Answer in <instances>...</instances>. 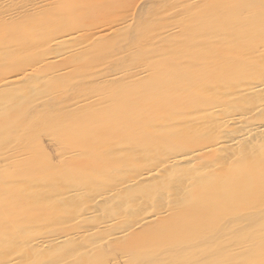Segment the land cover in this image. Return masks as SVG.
<instances>
[{
	"label": "bare ground",
	"instance_id": "1",
	"mask_svg": "<svg viewBox=\"0 0 264 264\" xmlns=\"http://www.w3.org/2000/svg\"><path fill=\"white\" fill-rule=\"evenodd\" d=\"M17 1L15 3H17ZM76 1L78 2V0H64L63 3L65 6L68 7L69 5L70 7V5ZM86 1L88 2H79V4H82V7H88L89 10L87 11H90L91 5L96 4V2L100 5L99 7H101V9L103 8V12L108 11L107 7H105V4H102V1L104 0ZM174 1L164 0V5L162 4L161 6L156 3L154 4L156 6L152 7L150 10L148 8L146 14L148 16H145L144 18L139 19L137 21V25L135 27V39L129 45L126 43V45H128L127 48L125 46V49L121 51V53L124 52V58L120 61L119 66L112 70L106 65L109 64L108 56L114 55V53L116 52L115 50H121L122 47H119V49L114 48H116V46L123 41L122 37H124V35L128 32V30L126 31V25H123V23L128 19L126 20L125 18H123V20H121L120 22H115V18L113 22L106 23V21L104 22V20H106V18L104 17L106 14H103L101 12L98 14L97 17H93L97 19V23H95V21L90 23L85 22L84 18L81 21L79 20V22L76 20L72 25H70L72 26L71 31H68L66 33L63 32L60 34L53 35L51 34L53 32H51L49 34H42V36L39 37L40 39H36L35 36L32 35L34 34V32L32 34L28 33V35L25 36V38L29 39V41H39L41 39H44L46 35L48 36V41L46 42L47 45L45 48L46 50L44 49L45 53L42 52L44 54H42L43 56H45V54L48 55L52 53L53 49L56 50V47H58L59 49L65 47L64 49L59 50L60 55L58 56V58L53 56L54 52L47 57L41 56V58H39L38 55H32L31 57L28 56L24 58H10L9 56L11 55H9L8 57L10 59L7 58L9 59V61L2 62L3 59L0 56V112L2 111V114L0 115V127H2L5 131V134L0 135V152L3 153L6 149V158L7 160H11L10 162L6 163V166L0 169L3 174H7L8 170L16 169L18 172H20V174H22V176L23 174L27 177L37 176L35 175V171L38 170V165H36V162H34L32 158H29L28 154L30 155V153L24 147V145H19L15 141L17 140L18 136L24 137L23 135L27 128L29 130H32L34 128L32 123L31 125H29V127H27L26 124L35 119H28L25 122L26 124H24V122L19 120H25L22 119L25 118V116L19 120L18 117L20 115V108H24L23 105H26V108L31 107V104L35 103L37 99L46 97L49 94H31L30 91H37L39 88L42 87H56L55 90L49 91H77L74 94L71 93L69 96H67V94H64L63 97H57V100L59 99V102L55 100L57 101L55 103H57V106L59 103L60 108H57L55 111H48V113H45L41 116L42 120L47 119L46 122L52 125L53 135L60 138V141H62L63 145H65L62 150L69 154L71 150H75L74 152L76 153L77 150L79 151L81 149V154L85 152L84 157H87L86 153L94 152L95 163L98 160H105V164L99 166L97 164V170L99 169L100 172V174L99 172L98 174L102 176L105 173V176L103 175L101 179L97 180L94 178H90L88 175H81L73 176V178L76 179L73 181L70 175L69 178L71 179V181L70 179H67V182L68 180L70 181V186L67 188L65 187L67 183L58 180V178L56 177L57 175L47 177L44 181L42 178V183L38 185L34 184L33 186L28 185L29 187L27 188H22L20 181L23 182V179L20 174L13 176L11 179V184L18 185L19 183V185H21L19 188H22L21 191L24 190L25 192L26 190V192L24 197L20 196V199L17 198L16 200H11L3 198L0 201V246L3 247V250H1L2 248L0 247V264H33L32 260H30V257L33 255H38V258H36L38 259V261L35 262V264H52V261L49 258V254H51L50 252L54 247L64 242L79 244V241L83 236L80 230L73 231L74 229H76V227H74V229L70 232H66L57 236H52L48 235V233L43 234V232L37 227H32L30 230L28 226L22 225L21 222L20 225H22V227H18L22 229L21 232H32L33 230V233L35 234L29 235L30 233H28V235L25 234L24 236H20L23 235V233H21L19 235H13L10 232L11 230H13V228L14 231H16L15 228H17L15 226V224L17 225V223H13V218L15 216L12 218L8 215L7 217L6 211H10L13 209V211L10 212H14L18 210V207H20V205H22L24 202H36L38 204H44V202H47V204L50 203L55 205L53 203L55 201V206L63 207H75L79 205L78 202H86L84 203V209L81 212L80 209L82 208L78 210V213L76 215L67 217L66 222L67 224H69L73 220L78 218V216H81L80 219L82 220H88L89 217L95 215V213H97L102 208V206L110 200L112 201V203L110 205L109 211L114 212V214L115 212L117 214L120 211V207H123L121 205L131 204L135 210L141 209L143 203L146 205V203L142 199L144 198L145 201H149L151 202V205L153 204L155 206L154 209L156 211H154L155 213L151 214L150 216L148 215L147 218H145L147 221H150L149 229H145L144 233H141L137 230L138 233L135 232L134 237L132 235V245H138L141 242V238H143L142 241L146 239L147 241H153V243H157V239L160 241H164L163 239L173 236V234H175L176 236L194 235L195 233H197L198 230L202 229L203 226L209 224V222H211L215 216L218 219V217L223 214V212H221L222 208L226 210L228 205L232 204L231 202H237L239 204V192L241 190H244L245 187H242L240 188V190H237V186L241 183H246L244 178L245 175L243 174L244 176L240 177L236 173L232 172L238 166L246 167L248 165L247 163H249H246V161L248 159L250 160V158L249 156H246L243 153L241 155H232L231 153H233V150L231 151L229 149V145L233 144L235 146L236 144H245L251 141V138H255L256 136H258V134L262 132L263 128L260 125L258 126V124L256 123L244 125L246 121V116L244 113L238 110V112L228 113H221L219 112L220 110L216 111L217 109L215 108L220 106V104L217 102L222 99V95H225L224 92L221 93L219 91L220 95L217 97L214 94L215 91H210V94L212 95H209L205 92V90H197V85H195V90L192 88L193 85H190V81L192 82L194 80L193 82L195 83V80L197 79L202 80V71L205 72L206 75L207 73L210 75L212 74V78L216 80L220 72L218 70V61L220 59L217 61L215 57H212L215 51H213L212 53L210 49L205 50L204 55L203 53L201 54L203 56H201L200 54H192L190 49L192 48V45L188 44V33H190V28L193 27L194 23H190L188 17L187 19L189 21H183V19L178 20V22H176L174 19V21H172L171 18L172 15L174 16V14L171 15V12H174L172 10L174 9V6L177 5H175ZM198 1L207 2V0H182V3L179 2L178 4L181 7V14L189 13L191 4H194ZM23 2L24 4L20 5L22 4L20 3L19 7L17 6L8 11H0L1 29H4V27L2 26L6 25V22L11 21L12 19H22L26 16L37 17V14H41L43 10L46 11L49 4H51L50 0H24ZM214 2H216V0ZM2 3H4V1H2ZM61 4L62 2L60 3V6H57L60 7V9L52 11L54 15L57 13H62L66 18V14H71L75 16L79 14L80 10L82 14L89 15V13H84V11H86L85 9L78 10L77 7L80 6L74 7V9L71 11L63 9ZM9 6L11 7V5ZM127 6L128 2L121 4L119 8H121L120 10L125 11ZM1 7H5V5ZM57 7H54L52 9H56ZM112 8L113 7H111L110 9ZM206 8H208L207 11H205L207 13L209 10H214L216 14L218 13L217 17L221 14H219V12H221L223 9L221 4L212 3L211 0L209 3L206 4ZM234 8L236 10V7ZM104 9L106 10L104 11ZM44 11L43 13L45 14ZM169 12L171 17L168 16ZM205 12H203L204 14L202 13L204 17L206 15ZM202 15H199V17H202ZM234 15L235 14H233L232 16L234 17ZM44 17L45 16H43V18ZM182 17L180 16V18ZM43 18L41 19L44 20ZM230 18L232 17L230 16ZM89 19L92 18H88V20ZM119 19H122V17ZM206 19L208 18L206 17L203 20L200 19V21H204ZM212 19L214 20V18ZM222 19L224 20L223 22L227 21L225 20V18ZM240 21H238V23ZM71 22L69 24H71ZM29 23L31 24V22ZM204 23H206V21L201 23V25H203ZM211 23L213 24L212 20ZM221 23L216 24V26L220 25L219 28H221ZM88 24H92L93 26L87 27ZM228 25L229 24L227 23L226 27H228ZM176 26H179V28H181L180 36L176 35ZM223 26L225 27V25ZM31 27H33V25ZM219 28L217 29L219 30ZM206 30L205 32H208ZM208 30H211V28ZM228 31L232 33L230 29H228L227 32ZM212 32H215V30ZM74 34H77V37H72V35ZM88 34L93 36V39L88 45H84L83 42L87 39L84 40L83 38L86 37V35ZM192 37L194 39L193 35ZM201 37H203V35ZM81 39H83L84 41ZM178 40H184L185 44H181L182 41ZM74 41H77V43L71 44ZM10 43L14 44L12 43V41H10ZM116 43L118 44L114 46ZM11 44L8 46L10 47ZM199 44L202 50L203 48H207L203 44V42H200ZM29 45L28 43H26L24 45L25 47L23 50H25V48H31ZM40 46L42 47V44ZM212 46L215 47L216 45L211 44V47ZM36 47L38 48V46ZM218 47L221 49L222 46L219 45L217 46V48ZM9 49H7V53L5 52L6 54H8ZM16 52H18V48ZM52 59L58 60L56 62L49 61ZM195 65L197 66L196 68ZM97 66L99 67L96 70H92V67L95 68ZM221 67L219 69L223 68ZM197 70H199L200 73H198ZM222 73L223 72H221V74ZM206 75H204V77ZM44 77H46L48 80L43 81L42 78ZM193 82L192 84H194ZM66 85H69L70 88L65 89ZM251 88L253 89L250 90L253 91H248L247 94H249V92H258L259 90H261V93L262 91H264V88L261 83H256ZM243 91H234V93L239 94V92L241 93ZM30 95L31 98L34 97L36 99L28 100V98H30ZM226 95L229 96V94ZM200 96L201 98L197 99ZM212 102L214 103L212 104ZM38 104H40V102L37 103V106ZM45 105L47 106V103L44 104V106ZM51 107L53 108V106ZM31 108L33 109V107ZM30 109L29 111L31 112ZM24 110L22 109L23 112ZM246 111L248 112V110ZM26 114L28 113L26 112ZM15 118L18 120V124L16 122V125H14L15 123L13 122V124L11 122L12 124L10 125V121H13ZM21 122L22 126H17L19 124L21 125ZM15 129L17 130L15 131ZM151 131L157 132L158 136H156ZM208 134H211V137L213 138L212 140L210 138V142L206 141L207 139H205V137L209 138ZM114 135L124 137L123 141L126 140L127 142H120L121 144H125V150L120 152L126 154L122 157V159L112 157V155H118L120 151L119 147V149H116L115 144L114 146L108 144L105 146L101 144L106 139H110V137ZM13 136L14 139L12 138ZM116 139L117 138H115L114 140L113 138L112 142L114 143ZM119 139L120 138H118L117 141ZM177 146L185 148V150L177 148ZM58 149H60V147H58ZM242 150H245V148H242ZM36 155L38 156V154L35 153V156ZM208 155L212 156L213 158H211L210 156L209 158ZM119 156L121 155L119 154ZM197 159L201 160L199 161ZM206 159H211V161L209 160L210 162H207L208 160L206 161ZM90 162V159L88 161H82V163L89 164L87 170L88 173L91 172L89 171ZM60 164L62 163L60 162ZM106 165L107 170L103 171V168H105ZM43 169L47 170L46 168ZM115 169H121L122 172L116 171L118 172L117 174L121 173L122 175L125 174V176L117 177V174L115 175L113 173H110L113 170L115 171ZM63 172H65V170ZM62 174L64 175L65 173ZM20 177L22 180H20ZM96 177L98 178V176ZM87 182H96L94 183L95 185L91 184L92 186H94L95 189H99L104 185L108 188L103 192L101 191L103 189L102 188L99 193L97 191V193L95 192V194H91V196L85 195V193H87L88 191L91 192L92 190L91 189L87 191V187L90 186ZM3 183H5V181L0 182V184L2 185ZM245 183L244 186L247 185ZM80 192L82 194H80ZM199 196L206 199L204 206L207 207H205V209L203 210L197 209V199ZM243 197H245L244 200L248 199L246 198V193L243 195ZM58 198H60L61 200L59 203H57ZM163 200L168 201V207H165V209H163V205L165 204V201ZM162 201L164 202L163 205ZM107 204H109V202ZM133 211L131 213H133ZM56 212L53 209V212L50 213L48 216L46 215L44 218L54 219L56 216L60 215V213L57 212L56 214ZM76 212L77 210L72 208L71 214H75ZM135 212L136 211H134V213L130 215V213L124 214L122 211H120L118 214L120 216H133ZM205 214H210L211 219L202 220L201 215ZM9 217L12 219H10ZM8 218L10 220H6ZM155 219L158 220L157 223L152 222ZM33 221L34 220H32V222ZM107 222H102L103 224L100 227L107 228ZM11 223H13V228H10L11 226H9ZM34 223H36V221ZM88 228L89 227H87V229ZM111 234L113 237L118 238L123 237L124 235L126 236V234L128 235V231L127 233H125L121 230L113 232ZM160 234V237L156 236ZM152 236H156L157 238H153ZM4 248L6 249L5 251L7 253L4 251ZM11 252H17V255L12 254V256L7 257L6 255L10 254ZM230 252L231 251L228 250L222 254L215 253L216 256L214 262L216 264H228V262L224 260V262L222 263L220 256L228 255L230 254ZM3 253H6V255H2ZM232 253H234V251H232ZM205 255L207 256V254ZM195 256L196 255H194L193 257ZM197 256H199V254ZM36 259H34V261H36ZM209 259H211V257H209ZM207 260H205V262ZM79 262L81 261L78 260L77 264L89 263ZM186 262H188V260H186Z\"/></svg>",
	"mask_w": 264,
	"mask_h": 264
},
{
	"label": "rangeland",
	"instance_id": "2",
	"mask_svg": "<svg viewBox=\"0 0 264 264\" xmlns=\"http://www.w3.org/2000/svg\"><path fill=\"white\" fill-rule=\"evenodd\" d=\"M2 1H4L5 4L2 3ZM2 1H0V3L4 4L5 7H1L4 5L0 4V8H1L0 11H3V10L8 11L10 9H13L17 6L19 7L20 5L24 4V2H23L24 0H21V2H20V0H18V1L12 0L14 2H12L11 0L10 1L2 0ZM16 1H17V3H15ZM50 1H51V4H49L47 9L45 8L46 11L43 10L45 12V14L42 11L41 14L36 15L38 17V20H37V17H35V16H33V17L32 16H26V17H23L22 19H12L11 21L6 22L7 23L6 25L2 26V27H4V29L0 28V45L2 44L0 47V56L3 59L2 62H8L10 58H15V57H21V58L23 57L24 58V57H28V56L31 57L32 55L33 56L38 55L39 58H41V56L47 57V56L51 55L53 52H54L53 56L58 58V56L60 55L59 50L64 49L65 47L60 48V49L58 47H56V50L53 49L52 53H50L48 55L45 54V56H43L44 54L42 52L45 53V50H46L45 48L47 45L46 42L48 41L47 40L48 36L46 35V37L44 39H41L39 41H29V39L25 38V36H27L28 33L32 34L34 32V34H32V35H34L35 38L37 39V38L41 37L42 34H49L51 32H53V33H51L53 35L60 34L63 32L66 33L68 31H71L72 26H70V25H72L76 20L79 22V20L81 21L84 18L85 22L90 23V22L95 21V23H97V21H96L97 19H95L93 17H97L98 14L101 12L103 14H106L104 16L106 18V20H104V22L106 21V23L113 22L115 20V18H116L115 22H117V21L120 22L121 20H123V18H125L126 20L128 19L127 21H125L123 23V25H126V31L128 30V32L124 35V37H122L124 42L122 41L120 44L116 43L114 45V46H116L118 44L116 46V48H114V49H119V47L120 48L122 47L121 50L120 51L115 50L116 52L114 53V55H111V56L107 55L109 64H106V65L112 70L114 68H117L119 66L120 61L124 58V56H123L124 52L121 53V51L125 49V46L127 48V46L130 43H132L133 40L135 39V37H136L135 27L137 25V21L139 19L144 18L145 16L146 17L148 16V15H146L148 8L150 10L152 7L156 6V5H154L156 3H158L159 5L162 6L164 0H159V1H156V0L155 1H153V0H107V2H106V0H104V1H102V4H105V7H107V9H108L107 12H103V8L101 9V7H99L100 5L97 2H96V4L91 5L90 11H87V10H89L88 7H82V4L81 5L79 4V2L80 3L88 2L86 0H78V2L76 1L73 4H71L70 7H69V5H68V7L64 5V3H63L64 0H50ZM178 1L177 0L174 1L175 5L176 4L177 5L174 6V9L172 10L174 12L173 13L171 12V15L174 14V16L172 15L171 19H172V21L175 20L176 22H178V20H181V19H183V21H189L190 20V23H192V24L194 23L193 27L190 28V31H189L190 33H188V44L192 45V48H190L192 54H195V55L200 54L201 55L203 53V55H204L205 50L210 49L212 51V53H213V51H215L213 53L212 57H215L217 59V61L220 59L218 61V64H219L218 70L220 72H219V76L216 78V80H214L212 78L213 77L212 74H211L212 76L208 73L206 75V73L202 71V73H203V79L202 80L197 79V80H195L196 81L195 83L193 82L194 81L193 80L192 82L194 84H192V82L190 81V83H191L190 85L191 86L193 85L192 88L193 89L196 88L195 85H197V88H196L197 90L198 89H200L201 91L205 90V92L209 95H212V94H210V91H215L214 94L217 97L220 95L219 91L221 93L224 92L225 95L224 96L222 95V99L217 102L220 104V106L215 108V109H217L216 111L220 110L219 112H221V113L222 112L228 113V112L240 111V112L244 113L246 116V119H245L246 121H245L244 125L256 123V124H258V126L260 125L263 128L262 132L259 133L258 136H256L255 138H251L252 140L250 139L251 141H249L245 144H236L235 146L233 144H231V145L228 144L230 147L229 149L231 151L233 150L232 151L233 153H231L232 155H236V154L241 155L243 153L246 156H249V158H250V160L248 159L246 161V163L249 162V163H247L249 166L247 164H246L247 165L246 167L238 166L232 172V173H236L240 177L245 175L244 178H245L246 183L245 182L244 183L247 185L244 186V183H241V184H239L240 187H239V185L237 186L238 187L237 190H240V188L245 187L244 190H241L239 192V201L240 202H239V204L237 202H235V203L231 202L232 204L228 205V207H227L228 209L226 208V210L224 208H222L221 212H223V214H221V216L218 215L219 216L218 219L215 216L212 219V221L209 222V224L203 226L202 229L198 230L197 233H195L194 235L176 236L175 234H173V236H170L166 239H163L164 241L166 240L165 242L157 239L156 240L157 243H155V242L153 243V241H147L146 239H144L142 241L143 238H141L140 239L141 242L138 245H135V244L132 245V242H131V240L133 239L132 235L134 237V234H135V232H137V230L141 233L142 232L144 233L145 229H147V228L149 229L150 221H147L145 218H147L148 215L150 216L151 214L155 213L154 211H156L154 209L155 206L153 204L151 205V202L145 201L144 198H142V199L146 203V205L143 203L142 208L138 209V210H135L131 204L130 205H121L123 207L119 206L120 211H122L124 214L130 213V215H132L134 213V211H136L133 216H123V215L120 216L118 214L120 212L119 209H118L119 212L117 214H116V212L114 214V212L109 211L110 205L112 203V201L110 200L111 202L107 201L106 204H104L102 206V208L97 213H95V215H92V217H89L88 220H82V219H80L81 216H78V218H76L75 220H73L69 224H67V222H66L67 217L76 215L80 208H82V209H80V212H81L84 209V203H86V202H82V203L78 202L79 205H77L75 207H72V206L71 207L55 206L56 205L55 201L53 202L55 205L50 204V203L47 204V202H44V204H38L36 202H32V203L31 202L30 203L24 202L22 205H20V207H18V210H16L17 212L16 211L10 212V211H13V209L10 211H6L7 217H8V215L12 218L15 216L13 218V221H14L13 223L14 224L17 223V225L15 224V226L17 227L15 229L18 233L16 231H14L13 223H11L9 225V226H11L10 228H13V230H11V232H10L13 235L14 234L19 235L21 233H23V235H20V236H24L25 234L28 235V233H30L29 235L35 234V233H33V230H32V232L31 231L21 232L22 229H20L18 227H22V225L28 226V228L30 230L32 227H35V228L37 227L39 230H41L43 232V234L48 233V235H52V236H57V235H60V234L66 233V232H70L74 229V227H76V229H74L73 231L80 230V232H82V234L84 236V237L82 236L83 238L81 237V240H80L82 243L80 241H79V244H72L70 242H64V243L54 247L51 250V252H50L51 254H49V258L52 261V264H74V263L77 264L78 260L81 261L79 263L89 262L86 264H216L214 262V259L216 256L215 253H217V254L221 253L222 254L228 250L231 251L230 254L220 256L222 263L224 261H226V262H228V264H233V263L234 264H245V263L246 264H255V263L256 264H264V261H263L264 260V91H262V93H261L260 92L261 90H259L258 92H254V93L249 92V94H247L248 91H253L250 89H253L251 87H253L254 84H256V83H261L263 88H264V74H261V73H264V0H227V2H226V0H216V2H214L215 0H211L212 3H217V4L222 5L223 9L221 12H219V14L220 13L222 14V16H221V14L219 15L220 17L219 16L217 17L218 13L216 14V12L214 10H209L208 13L205 12L208 9V8H206V4L209 3L210 0H207V2L206 1L205 2L198 1V2H196L197 4L196 3L191 4V7L189 9V13H183L182 12L183 14H181V11H180L181 7L178 4L182 0H180L179 2ZM19 2L22 4H20ZM61 2H62L61 5H62L63 9H67V10L72 11L74 9V7L80 6V7H77L78 10L79 9H85L86 11H84V13L85 14L89 13V15L82 14L80 12L81 10L79 11V14H77L75 16H73L71 14H66V18L64 17V14H62V13H57L54 15L52 13V11L60 9V7H57V6H60ZM126 2H128L129 7L127 6L125 11L120 10L121 8H119V6L121 4L126 3ZM7 4L11 5V7ZM84 5H86V4H84ZM114 5H115V7H114ZM54 7H57V8L52 9ZM111 7H113L112 9L114 11L112 9H110ZM163 7H165V6H163ZM234 7H236V10ZM105 10L106 9H104V11ZM118 11L119 12L121 11V12L119 13ZM202 11L205 12V14L207 16L205 15V17H204L202 15V13H203ZM209 12H211V13H209ZM225 12H226V16H225ZM1 13H3V12H1ZM65 13H67V12H65ZM236 13H238V14H236ZM42 14H43V16H45L44 18L42 16ZM103 14H102V16H103ZM233 14H235L234 17L232 16ZM184 15H185V17H184ZM199 15H202V17H199ZM39 16H41V17H39ZM46 16H48V17H46ZM102 16H100V17H102ZM168 16L171 17L170 12H169ZM180 16L181 17L183 16V17L180 18ZM197 16L199 19L197 18ZM230 16L232 18H230ZM100 17H98V18H100ZM121 17H122V19H119ZM131 17H132V19H131ZM187 17L189 20L187 19ZM206 17L208 19H206L204 21H206L207 24L204 23L203 25H201V23L204 22L202 20L205 19ZM221 17L225 18V20H227V21L223 22L224 20ZM236 17H237V19H236ZM24 18H27V19H24ZM41 18H43L44 20H42ZM88 18H92V19L88 20ZM184 18H185V20H184ZM212 18H214L215 23H214V20ZM215 18H217V19H215ZM191 19H192V21H191ZM200 19H202V20L200 21ZM211 20H212L214 25L211 23ZM196 21H198V22H196ZM238 21H240V22L238 23ZM29 22H31V24ZM70 22H71V24H69ZM221 22H223V23H221ZM218 23L219 24L221 23V28H219L220 25L216 26V24H218ZM227 23L229 24L228 27H226ZM236 23H238V24H236ZM51 24H56V25H51ZM32 25H33V27H31ZM96 25H99V24H96ZM223 25H225V27ZM89 26H93V25L88 24L87 27H89ZM202 27H204V28H202ZM216 27L219 28V30ZM210 28H211V30H208ZM204 29L205 30L207 29L206 31H208L209 33L205 32ZM222 29L224 30V32ZM228 29H230V31H232V33L229 31L227 32ZM180 30H181V28H179V26H176V35L177 36H180V34H181ZM214 30H215V32H212ZM20 31H21V33H20ZM23 31H25L26 33ZM219 31H220V33H219ZM192 35L194 36V39H193ZM202 35L204 38L201 37ZM222 35H225V36H222ZM208 36L211 38H209ZM72 37H77V34L72 35ZM201 38L204 40H202ZM220 38H222V39H220ZM229 38L230 39L233 38V39L230 40ZM83 39L84 40L87 39V40L84 41ZM83 39H81L84 41V42L82 41L83 44L88 45L91 42V40L93 39V36L88 34ZM24 40H25V43H24ZM76 40H78V39H76ZM10 41H12V43H14L15 45L11 44ZM22 41H23V43H22ZM26 41H29L30 43L26 42ZM178 41H182L183 43L181 42V44H185L184 40H178ZM200 42H203V44L207 48H203V50H202L200 47V44H199ZM214 42H217V43H214ZM19 43H21V44H19ZM26 43H28V45L31 44V45H29L31 48H29V49L25 48V50H23L25 47L24 45ZM76 43H77V41H74L71 44H76ZM126 43L128 45H126ZM196 43H197V45H196ZM209 43L216 45V46L211 47V44H209ZM10 44H11V46L9 47L8 45H10ZM41 44H42V47L40 46ZM219 45L222 46L221 49L219 47H218L219 49L217 48V46H219ZM36 46H38V48ZM5 47L6 48L8 47L7 49L10 48L8 50V54H6L7 49ZM12 48H13V50H12ZM17 48H18V52H16ZM1 51H3V52H1ZM12 51H14L15 53ZM230 52H232V53H230ZM119 53H121V54H119ZM9 55H11L12 57ZM17 55H20V56H17ZM203 55H201V56H203ZM7 58H9V59H7ZM5 59H7V60H5ZM57 60L58 59H52L49 61L56 62ZM112 64H113V66H112ZM98 67L99 66H97L95 68L92 67V70H96ZM196 67L197 66L195 65V68ZM220 67L222 69H219ZM259 70H262V71H259ZM197 71H198V73H200L199 70H197ZM224 71H226V72H224ZM221 72H223V73L221 74ZM204 75H206V76L204 77ZM208 76H209V78L211 76V78L209 79ZM42 80L47 81L48 79L46 77H44V78H42ZM251 80H252V82H251ZM222 81H223V83H222ZM249 82H251L252 84ZM72 84H73V81H72ZM46 85H50V84H46ZM55 88L56 87L50 86V87L39 88L37 91H30L32 95L35 93H38V94L49 93L47 95L48 98L46 96V97L37 99V101H35V103L31 104V107H33V109L31 107L26 108V105H23L24 108H20V112H19L20 115L18 117V120L25 116V118H22L25 120H19V121H22V122H24V124H26L25 122L28 119H35L33 121L28 122V124H26V126L29 127V125H31V123H32L34 128L32 130H29L27 128L25 130L24 135H23L24 137L18 136L17 140L15 142L19 145L20 144L24 145V147L30 153V155L28 154L29 158H32L33 161L36 162V165H38V170L35 171L36 172L35 175H37V176L27 177L24 174L22 176V174H20V172H18L16 169L8 170L7 172L9 174L8 173L3 174L0 170V182L5 181V183H3V185L0 184V201L3 198L16 200L17 198L20 199L21 197H24L26 190H25V192H24V190L21 191L22 188H24V187L27 188L29 186H33L34 184L38 185V184L42 183L47 177H52V176L57 175L56 177L58 178V180L67 183L65 186L67 188L70 186L71 179L73 181L76 180L73 178V176H81V175L87 176L88 175L90 178H94V179L98 180V179H101L102 176L105 174L104 173L102 175V173H101L102 176H100L99 175L100 174L99 169L97 170V167L99 165L105 164L104 159L98 160L95 163V161H94L95 160L94 159L95 153L94 152L86 153L87 157H84L85 152H83V154H81V152H82L81 149L79 151L77 150L76 153L74 152L75 150H71L72 152L70 151L69 154L64 152V150H62V148H64L65 145H63L62 141H60V138L53 135L52 125H50V123L46 122L47 119H44V120L41 119V116L44 115L45 113H48V111H51V110L55 111L57 108H60L59 103H58V106L56 105L57 103H55L57 101L59 102V99L57 100V97H63L64 94L65 95L67 94V96H69L71 93L74 94L75 92H77V91H49V90H55ZM69 88H70L69 85H66L65 89H69ZM239 90H241L243 92H241V93L239 92V94L234 93V91H239ZM226 94H229V96H227ZM50 95H52V96H50ZM252 95H253V97H252ZM200 98H201V96L198 97L197 99H200ZM216 98H215V100H216ZM235 98H236V100H235ZM239 98L240 99L242 98V99L240 100ZM33 99H36V98H34V97L31 98V95H30V98H28V100H33ZM55 100H57V101H55ZM36 102L37 103L40 102V104H38V106H37ZM48 102H49V104H48ZM214 102H216V101H214ZM214 102H212V104ZM43 103L44 104L47 103V106L46 105L45 106L48 108H46ZM32 105H34V106H32ZM49 106L50 107L53 106V108L52 107L50 108ZM248 107H251V108H248ZM22 109L23 110L25 109L24 112L22 111ZM29 109L31 110V112L29 111ZM246 110H248V112ZM1 112H0V115L2 114ZM26 112L28 114H26ZM30 116H31V118H30ZM38 116H39V118H38ZM251 116H253V117H251ZM249 117H250V119H249ZM36 119L39 121H37ZM16 120L17 119L15 118L13 121H10V125L13 122L15 123V124L13 123L14 125H16V122L18 124V120L17 121ZM22 122H21V125L19 124L17 126H22ZM178 129H179V127H178ZM16 130L17 129H15V131ZM38 131H39V134H38ZM4 132H5L4 129L2 127H0V135L5 134ZM151 132L154 133L156 136H158L157 132H155V131H151ZM13 133H14V130H13ZM13 133H12V135H13ZM25 134H26V136H25ZM208 135H209V138L205 137V139H207L206 141L210 142L213 138L211 137V134H208ZM12 138L14 139V136ZM113 138H114V140H115V138H117V139L120 138L118 140L119 142L116 139V141H114V143H113L112 142ZM210 138H211V140H210ZM123 139H124V137H122V136H115L114 135V136L110 137V139L105 140L108 142L104 141L101 144H103L105 146L107 144L114 146V144H115L116 149L120 148V151H119L118 155L115 154L114 156L112 155V157L122 159V157L124 155H126L124 153H120L123 150H125V144H121L122 142L123 143L126 142V140L123 141ZM27 140H28V142H27ZM101 141H99V142H101ZM99 142H97V143H99ZM117 144L120 145L121 147H123L124 149L121 148L120 146H118ZM39 147H40L41 152L39 150ZM58 147H60L61 150L58 149ZM235 147L238 149H236ZM177 148H181V149L185 150V148H182L179 146H177ZM242 148H245V150H242ZM132 151H133V149H132ZM59 152L61 153V155ZM77 152L79 153V155ZM244 152H246V153H244ZM4 153H6V154H4ZM35 153L38 154V156L37 155L35 156ZM119 154L121 156H119ZM81 155H83V156H81ZM209 156L210 155H208V157ZM6 157H7V150L5 149V151L3 153L0 152V169L2 167L6 166V163L11 161V160H7ZM210 157L213 158L212 156H210ZM5 159H6V161H5ZM43 159H45V160H43ZM89 159L91 160L90 170H89V171H91L90 173H88V171H87L89 164L82 163V161H88ZM197 160L200 161L201 159H197ZM209 160L211 161V159H206L207 162H210ZM74 161H76V162H74ZM60 162L62 164H60ZM47 164H49L50 166ZM97 164H98V166H97ZM251 164L253 165V167ZM62 166H63V168H62ZM42 167L46 168L47 170L43 169ZM59 170H61V171H59ZM64 170H65V172H63ZM66 170H67V172L68 171L69 172L67 173ZM106 170H107V165L105 166V168H103V171H106ZM116 171L122 172L121 169H117V170L115 169V171L113 170L110 173H113L116 175L118 173ZM98 172H99V174H98ZM39 173H40V175H39ZM62 173H65V174L63 175ZM18 174H20V176L23 179V182L20 181L22 188H19L21 186V185H19V183H18V185H12L11 184L12 183V181H11L12 177L15 175H18ZM90 174L92 175V177ZM93 174L98 176V178L96 176H94ZM107 175H109V174H107ZM69 176L71 177V179L69 178ZM119 176H125V174L122 175L121 173H119V174H117V177H119ZM21 177H20V180H22ZM39 177H41V178H39ZM42 178H43V181H42ZM67 179H70V181L68 180V182H67ZM94 183H96V182H89L88 184L90 186L87 187V191L92 189L91 192H93V193H91L89 191H88L89 192L88 193L87 191H85V192H87V193H85V195L91 196V194L94 195L95 192L97 193V191L99 193L102 188H103L101 190L102 192L108 188L107 186L104 185L99 189H95L94 186H92V185H95ZM245 193H246V198H248L246 200H244L245 197H243V195ZM80 194H82V193L80 192ZM57 201H58L57 203H59L61 201L60 198H58ZM163 201H165V204ZM163 201H162V205L164 204L163 209H165V207L166 208L168 207V201L167 200H163ZM108 202H109V204H107ZM197 202H198L197 209L203 210V209H205V207H207V206H204V204L206 202L205 198H202L201 196H199L197 199ZM72 208L77 210V212L75 214H71ZM53 209L55 212L57 211L58 213H60V215L56 216L54 219L44 218L46 215L48 216L50 213H52ZM132 211H133V213H131ZM57 212H56V214H57ZM201 216H202V220L203 219H207V220L211 219L210 214H208V215L205 214V215H201ZM9 218L6 220L12 219V218H10V219ZM73 218H75V217H73ZM73 218H71V219H73ZM22 220H24V221H22ZM32 220H34V221L32 222ZM17 221H19V222H17ZM35 221H36V223H34ZM107 221H109V222H107ZM157 221L158 220L155 219L152 222L157 223ZM20 222L22 225H20ZM102 222H107V224H108L107 228L106 227H103V228L100 227L103 224ZM71 224L73 227L71 226ZM136 224H138V225H136ZM77 225H78V228H77ZM86 226L89 228L87 229ZM81 228H83V229H81ZM23 229H24V227H23ZM84 229H85V231H84ZM139 229H142V230H139ZM87 230H89V231H87ZM121 230L125 233H127V231H128V235L126 234V236L124 235L123 237H118V238L117 237L115 238L112 236L111 233L121 231ZM156 236L160 237L161 234L156 235ZM156 236H152V237L157 238ZM185 239H186V241H185ZM204 245H206V246H204ZM1 248L0 249L3 250V247H1ZM205 248H207V249H205ZM5 250L6 249L4 248V251ZM232 251H234V253H232ZM201 252H202V254H201ZM6 253H3L2 255H6ZM0 254H1V252H0ZM12 254L17 255V252H13V253L11 252L10 254H8L6 256L7 257L12 256ZM198 254H199V256H197ZM205 254H207V256ZM194 255H196L197 258H196V256L193 257ZM190 256H191V258H190ZM200 256H202V257H200ZM209 257H211V259H209ZM228 257L231 259H229ZM36 258H38V255H36V256L33 255L30 257V260H32L33 264H35V262L38 261V259H36ZM185 258H187V259H185ZM198 258H201V259H198ZM204 258H205V260L208 259L210 261L207 260L205 262ZM34 259H36V261H34ZM39 259H40V255H39ZM86 259H87V261H86ZM50 260H49V262H50ZM186 260H188V262H186ZM189 260H191V261H189ZM203 260H204V262H203Z\"/></svg>",
	"mask_w": 264,
	"mask_h": 264
}]
</instances>
